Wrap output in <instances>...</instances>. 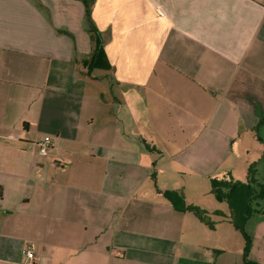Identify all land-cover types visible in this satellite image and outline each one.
<instances>
[{
    "label": "crops",
    "instance_id": "crops-1",
    "mask_svg": "<svg viewBox=\"0 0 264 264\" xmlns=\"http://www.w3.org/2000/svg\"><path fill=\"white\" fill-rule=\"evenodd\" d=\"M84 15L79 0H0V264H244L212 179L245 182L256 162L264 183V0H96L107 91L81 60ZM248 229L264 264V218Z\"/></svg>",
    "mask_w": 264,
    "mask_h": 264
},
{
    "label": "trees",
    "instance_id": "trees-1",
    "mask_svg": "<svg viewBox=\"0 0 264 264\" xmlns=\"http://www.w3.org/2000/svg\"><path fill=\"white\" fill-rule=\"evenodd\" d=\"M84 5V24L91 39L92 49L89 58L83 60V64L90 72L93 68H102L112 71L111 62L108 59L105 45L108 41L107 33L103 32L93 18V6L96 0H79ZM41 6V5H40ZM59 33H65L74 39V48L76 50L75 36L65 29H57ZM149 151L156 148L147 145ZM264 158V156H263ZM256 162L249 166L247 181L212 179V192L218 200L226 201L229 205V214L217 210L213 213L222 217H227L230 222L241 231L244 235L246 244L244 249V264H260L249 259V253L253 243V236L248 229V222L255 216L264 218V183L259 182L255 178ZM178 211H192L195 215L209 227H215V221L212 214L193 204L185 201L184 194L178 189H158ZM2 195V187L0 186V196Z\"/></svg>",
    "mask_w": 264,
    "mask_h": 264
},
{
    "label": "rangeland",
    "instance_id": "rangeland-1",
    "mask_svg": "<svg viewBox=\"0 0 264 264\" xmlns=\"http://www.w3.org/2000/svg\"><path fill=\"white\" fill-rule=\"evenodd\" d=\"M47 16L50 18L51 17V14H50V11L49 9L47 8ZM62 34H65V33H62ZM67 35V34H66ZM69 36V35H68ZM73 42V45H74V39L69 36ZM90 54H88V56H86L85 58H81L82 60V63H83V60L86 59V58H89ZM84 65V64H83ZM80 66H82L80 64ZM78 67L79 70L82 68L81 67ZM85 66V65H84ZM86 68V74H88L89 76L92 75L94 76V78L92 79V82L94 83V85L96 86L97 85V88L100 89V90H105L107 91V87H108V80H107V75L110 73V71L108 69H102V68H93L90 72L88 71V68L85 66ZM97 78V79H95ZM98 83V84H96ZM110 108L113 109V116H112V119L114 120L113 122H111V127H113V129H126L128 133H130V131H132V126L128 123H126L125 119L123 118L122 121L118 119V114L120 113V110L118 109V105H114V104H109ZM260 136L264 135V129H262L259 133ZM147 145H149L147 142L145 144V147L147 148ZM148 149V148H147ZM186 201V199H185ZM187 202V201H186ZM188 203V202H187Z\"/></svg>",
    "mask_w": 264,
    "mask_h": 264
},
{
    "label": "built area",
    "instance_id": "built-area-1",
    "mask_svg": "<svg viewBox=\"0 0 264 264\" xmlns=\"http://www.w3.org/2000/svg\"><path fill=\"white\" fill-rule=\"evenodd\" d=\"M55 136L47 134L42 136L39 140H37L36 144L38 147L39 154L41 156H46L50 150L53 148L55 144ZM34 245L29 244L24 250V254L27 256L30 262L35 259Z\"/></svg>",
    "mask_w": 264,
    "mask_h": 264
}]
</instances>
